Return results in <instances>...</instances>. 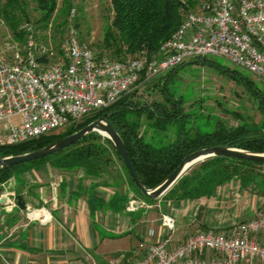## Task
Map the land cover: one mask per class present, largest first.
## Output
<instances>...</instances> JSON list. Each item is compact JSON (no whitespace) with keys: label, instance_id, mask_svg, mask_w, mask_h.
<instances>
[{"label":"built area","instance_id":"built-area-1","mask_svg":"<svg viewBox=\"0 0 264 264\" xmlns=\"http://www.w3.org/2000/svg\"><path fill=\"white\" fill-rule=\"evenodd\" d=\"M76 15L72 8L68 27L56 42L51 38L52 24L44 39L31 22L21 27L23 42L10 37L0 45V147L67 129L191 58H224L264 84V0H201L198 11L185 14L156 56L124 61L100 58L82 41ZM14 181L2 185L4 195L11 198ZM10 202L8 206L14 207ZM151 208L145 200L135 199L125 210L133 214ZM26 215L41 224L52 219L44 207H27ZM161 225L165 237L141 243L145 255L133 264H264V244L255 239L264 231V209L220 232L200 231L178 245H173L175 220L163 215ZM82 264L122 263L118 259L102 263L87 253Z\"/></svg>","mask_w":264,"mask_h":264},{"label":"trees","instance_id":"trees-1","mask_svg":"<svg viewBox=\"0 0 264 264\" xmlns=\"http://www.w3.org/2000/svg\"><path fill=\"white\" fill-rule=\"evenodd\" d=\"M28 1L5 0L4 3H0V19H3L11 29L14 38L21 42L24 40L21 27L25 23H34L43 33L44 39H48L47 33L52 24L51 38L56 42L68 27L69 14L74 8L73 0H63L61 7L58 0H30L36 4V10L39 12L35 21L30 18ZM200 1L111 0L113 17L105 31L102 46L96 49L88 41L81 40L95 49L100 58H107V52L111 56L108 59L112 60L124 61L140 56L152 58L177 30L185 14L189 11H198ZM196 59V62L212 66L240 82L256 102L260 120L256 121L254 117L244 112L229 111L228 114L238 122L237 125H229L223 118H218L214 121L216 125L213 132L201 133L195 127H191L196 132L192 137H188L184 123L187 118L194 115L187 111L186 102L182 97L171 94L165 83L164 88L159 90L162 100L150 104L135 100L138 87L111 107L86 117L61 133L56 131L20 145L0 147V157L16 156L40 149L77 132L101 117H104L122 137L136 172L148 189L162 183L187 155L197 150L225 146L264 153V86L253 79V76L228 62L214 61L207 57ZM181 66L171 70L167 76L170 77ZM178 119L184 120L180 129V135L183 136L179 138L176 126ZM116 160L126 170L136 196L152 204L155 200L146 197L138 189L111 140L97 132L88 134L53 155L1 168L0 187L9 179H16L17 168L31 163L49 161L59 169L81 168L95 176L110 171ZM236 178L244 180L245 186H254L258 193L264 195V164L230 157H211L204 160L194 178L185 175L175 187L197 180V185L188 186L184 189V194L200 197L216 186Z\"/></svg>","mask_w":264,"mask_h":264},{"label":"crops","instance_id":"crops-1","mask_svg":"<svg viewBox=\"0 0 264 264\" xmlns=\"http://www.w3.org/2000/svg\"><path fill=\"white\" fill-rule=\"evenodd\" d=\"M200 164L183 176L194 178ZM17 169L23 170V178H16L11 189L28 197L27 207L48 209L52 219L47 224L29 221L26 210L0 205V264H82L87 253L102 263L118 259L133 264L145 255L141 243L165 237L163 215L175 220L173 245H178L200 231L220 232L264 209V195L254 186H245L244 180L236 178L191 197L184 189L197 185L193 180L175 187L177 182L134 222L125 208L141 198L117 160L110 171L95 176L81 168L59 169L49 161ZM255 239L264 244V231Z\"/></svg>","mask_w":264,"mask_h":264},{"label":"rangeland","instance_id":"rangeland-1","mask_svg":"<svg viewBox=\"0 0 264 264\" xmlns=\"http://www.w3.org/2000/svg\"><path fill=\"white\" fill-rule=\"evenodd\" d=\"M4 2L5 0H0L1 4ZM62 2L63 0H58L59 7H61ZM73 4L77 10L74 23L78 27L80 39L88 41L94 48L99 49L104 42L107 26L113 17L111 0H73ZM28 9L31 20L35 21L39 16L36 4L29 0ZM10 37L14 38L13 32L3 19H0V44L5 43ZM106 57L111 58L108 52ZM207 58L227 62L221 57L210 56ZM196 61V58L187 60L185 65H182L170 77L167 76L168 72L143 82L139 87L135 100L139 99L147 104L162 100L159 90H162L166 83L170 93L176 95V97H182L186 102L187 111L194 115L192 118H187L184 123L186 125L185 129L188 131V137H192L196 132L191 127H195L201 133L213 132L216 125L214 121L218 118H223L229 125H237L238 122L228 114L229 111L244 112L246 115L254 117L256 121L260 120L256 102L252 100L240 82L212 66ZM166 76L167 79H165ZM255 80L264 86L261 81ZM183 121V119H178L176 123L179 130L178 138L183 136L180 135ZM146 124H148V121H146ZM1 129L2 124H0ZM61 132L63 130H59L57 133ZM22 172L23 170H15L18 180L23 178ZM123 206L124 204H121L117 209L119 213L123 211ZM126 213L129 214V217L134 218L131 212ZM134 222H136L135 218Z\"/></svg>","mask_w":264,"mask_h":264},{"label":"water","instance_id":"water-1","mask_svg":"<svg viewBox=\"0 0 264 264\" xmlns=\"http://www.w3.org/2000/svg\"><path fill=\"white\" fill-rule=\"evenodd\" d=\"M93 132H97L111 140L117 152L119 153V156L121 157L124 165L129 170V173L138 189L143 195L153 200L160 198L167 191H169L194 164L202 162L211 157L238 158L264 164V153L251 152L225 146L204 148L187 155L179 164V166L173 172H171L162 183H160L155 188L148 189L144 186L138 173L136 172V169L131 161L122 137L104 117H101L83 127L82 129L78 130L77 132L61 138L40 149L16 156L0 157V169L23 163H29L34 160L53 155L70 147L80 139ZM11 199L14 201L13 203L15 204V206L18 207L21 211H25L27 209L28 197L25 194H15V196L11 198L4 195V188L0 187V205H11ZM144 213L145 209H140L139 211L134 213V218L136 220H141Z\"/></svg>","mask_w":264,"mask_h":264}]
</instances>
